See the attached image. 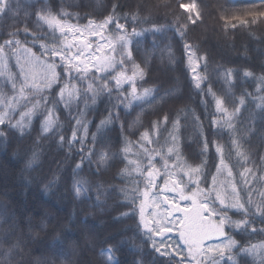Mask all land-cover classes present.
<instances>
[{
    "label": "snow or ice",
    "instance_id": "6c2138e0",
    "mask_svg": "<svg viewBox=\"0 0 264 264\" xmlns=\"http://www.w3.org/2000/svg\"><path fill=\"white\" fill-rule=\"evenodd\" d=\"M117 7L113 5L111 13L100 20L89 18L87 24L81 25L70 23V14L63 8L54 11L48 0H33L24 8L22 27L18 22L16 30L10 31L0 25V31L7 30L0 43V78L4 80L0 85V143L7 142L12 132L26 135V129L33 127V118L37 117L41 134L55 135L60 104L69 109L74 104L78 107L82 101L85 110L91 106L95 111L98 101L107 97L110 107L106 115H101L97 132L91 133V149L86 146L91 121L85 118V111H80L75 119L70 138L59 134L61 147L67 143L71 151L79 143V151L83 153L73 169L74 195L79 198L91 190L85 188L88 181L79 179L85 160L91 164L95 158L97 170L106 171L112 166L110 161L120 158L125 165L118 177L127 180L120 191L131 207L129 213L122 215L138 217V228L152 251L163 258L160 264H239L237 254L252 257L253 264H264V155L259 157L258 167H249L251 155L243 143L257 135L264 141V71L257 75L244 69L243 77L253 80L255 87L251 92L243 90L239 96L232 92V69L222 74L229 85L227 93L218 95L211 87L205 90L206 76L199 69L201 60L206 68L207 58L198 57L187 40L189 23L195 24L202 18L195 0L179 4L188 13L183 19L175 16L172 24L165 25L152 21L147 28L139 27L149 22L147 17L141 19L139 12L131 13L129 25V15L118 14ZM20 9V0H0V20L19 17ZM76 18L78 21V15ZM220 19L225 31L238 26L251 31L253 25H264V3L244 10L224 9ZM167 29L174 30L183 42L193 87L212 98L215 111L210 127L228 131L231 149L227 154L224 145L209 138L195 112L192 115L201 137L198 163H189L183 155L179 118L171 121L172 130L164 138L161 130H167L170 122L167 113L147 127L142 124L145 105L154 108L165 102V96L155 95L157 90L146 86V67L137 61L134 50L145 33H164ZM48 33H52L55 42L44 40ZM166 50L169 62H174L171 45ZM12 59L18 71H13ZM202 103L207 109L208 101ZM136 107L139 111L134 119H121V109L130 114ZM110 125H119V151L113 152L109 146V150L102 147L97 152L98 135ZM133 128H138L135 140L127 135ZM152 144L156 147H149ZM133 147L137 151L135 158H130ZM213 148L215 155L210 166L208 154ZM39 155L33 150L25 167L31 169ZM233 158L236 164H232ZM101 187L96 186L98 201ZM254 194L260 199H254ZM6 215V208L0 206V217ZM233 233L249 239L242 243ZM255 236L260 237L257 243L251 239ZM26 244L15 225H9L0 235V248L7 246L0 264H21L22 258L13 257L23 253ZM100 256L102 264H120L115 258V246L101 248Z\"/></svg>",
    "mask_w": 264,
    "mask_h": 264
},
{
    "label": "trees",
    "instance_id": "16d2710c",
    "mask_svg": "<svg viewBox=\"0 0 264 264\" xmlns=\"http://www.w3.org/2000/svg\"><path fill=\"white\" fill-rule=\"evenodd\" d=\"M33 0H20V16L8 17L0 20V25L7 26V30L15 31V24L22 27L23 11ZM54 11L61 8L67 11L69 22L87 24L88 19H102L111 13L112 6L118 5L117 13L129 15L127 23L131 25L130 14L139 12L141 19L147 17L148 23L139 27L147 28L155 21L159 25L172 24L175 16L181 19L188 13L179 7L180 3H189L190 0H48ZM200 5L202 18L195 24L189 23L187 40L192 44L198 57H206L200 61L202 75L206 76L203 87H211L218 95L228 92L229 85L222 75L227 69L234 71L231 85L232 92L239 96L247 89L253 91V80L243 77V70L249 69L260 75L264 71V25H253L250 31L247 28H228L225 31L224 21L220 16L224 9H249L261 6L264 0H195ZM77 15L79 20L77 21ZM124 22V21H121ZM6 31H0V43L6 38ZM45 31H47L45 29ZM21 39L23 33L21 32ZM56 35H59L58 33ZM30 39V38H29ZM141 43L134 50V55L142 66L146 67V86L155 88L157 96H165V102L148 109L142 118V124L147 127L151 121L167 113L170 122L167 130H161V138L167 137L172 130L171 121L179 118L178 136L183 149V155L189 163H198L201 151V137L196 128L192 113L195 112L203 123L204 131L210 139L224 145L226 154L231 149L229 134L226 129H212L210 119L215 111L211 96L196 90L186 64L183 42L172 29L164 33H145L139 38ZM46 42H55L52 33L44 37ZM155 44V47L153 45ZM176 57L169 62L167 46ZM146 62V64L144 63ZM4 80L0 78V85ZM10 91V89H9ZM170 93V95H166ZM202 101H208L205 108ZM114 102V101H112ZM110 101L104 97L95 106L84 109L81 101L65 109L63 104L58 106L56 115L59 117L56 133L41 134L39 118H33V127L26 129V135L12 132L7 142L0 143V206L7 210V215L0 217V235H3L9 225H15L17 234H22L26 247L23 253L14 255V259L21 260V264H102L101 248L115 246V258L120 264H160V258L151 249L147 238L138 228V217L122 213H129L131 207L120 188L127 180H121L118 173L125 162L116 158L106 171H98L97 164H89L85 160L80 170L79 179L88 181L85 192L76 197L73 192V169L80 162V145L76 143L69 151L67 143L63 147L58 142L59 134L68 139L75 119L80 111H85V118L91 121L89 138L86 146L91 149V133L97 132L102 114L110 107ZM31 105H29L30 107ZM249 109L253 105L249 103ZM139 108L136 107L130 114H124L121 109V119L130 121L135 118ZM243 119V117H242ZM215 132V136H213ZM127 135L135 140L138 137V128L127 131ZM39 137V139H37ZM156 139V137H153ZM244 148L249 151L251 159L249 167H258L259 157L264 155V141L259 136L243 141ZM121 144L119 125H110L98 135L95 150L115 152ZM149 147H156L155 144ZM137 151L136 147L132 148ZM39 152V160L31 169L26 168L27 160L32 151ZM209 155V165L215 155L214 148ZM159 162V158H157ZM254 162V163H253ZM236 164V159H232ZM260 173L257 171L256 173ZM135 175V174H133ZM139 179V177H136ZM131 179V178H128ZM55 181L54 183H51ZM45 185H49L46 189ZM101 187L99 201L96 199V186ZM257 187L259 185H256ZM254 199L260 197L254 194ZM257 227L261 225L257 222ZM231 232V229H228ZM242 243L249 237L233 233ZM257 243L259 236L252 237ZM7 246L0 248V259L4 258ZM239 264H253L250 256L237 254Z\"/></svg>",
    "mask_w": 264,
    "mask_h": 264
},
{
    "label": "rangeland",
    "instance_id": "374dc122",
    "mask_svg": "<svg viewBox=\"0 0 264 264\" xmlns=\"http://www.w3.org/2000/svg\"><path fill=\"white\" fill-rule=\"evenodd\" d=\"M70 23H74V22H70ZM81 25H85V24H81ZM9 55H11V51H10V50H9ZM10 63H11V65H12L13 71H18V69L15 68V60L12 59V60L10 61ZM167 137H168V136H167ZM153 139H155V138H153ZM135 152H136V151L132 149L131 153H129V157H130V158H135V156H134V153H135Z\"/></svg>",
    "mask_w": 264,
    "mask_h": 264
}]
</instances>
